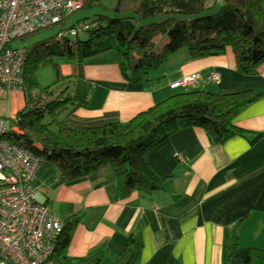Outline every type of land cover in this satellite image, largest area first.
<instances>
[{
	"label": "crops",
	"instance_id": "0c3cea01",
	"mask_svg": "<svg viewBox=\"0 0 264 264\" xmlns=\"http://www.w3.org/2000/svg\"><path fill=\"white\" fill-rule=\"evenodd\" d=\"M59 62L63 72L76 79V104L60 121L77 127L128 121L190 88L263 92L234 118L247 130L245 135L214 143L204 128L187 127L149 149L144 160L157 175L168 178L160 190H133L122 198L110 166L71 180L44 160L33 181L39 201L62 222L80 216L66 249L69 258L105 250L101 264H112L129 234L139 228L144 244L138 264H167L171 258L180 264H227L234 230L242 246L264 248V66L259 74L247 75L236 70L232 49L201 58L183 49L162 69L129 82L113 52ZM194 72L201 75L195 86H171ZM6 100L13 101L16 113L26 103L23 90L8 93L0 102L4 117Z\"/></svg>",
	"mask_w": 264,
	"mask_h": 264
},
{
	"label": "trees",
	"instance_id": "16d2710c",
	"mask_svg": "<svg viewBox=\"0 0 264 264\" xmlns=\"http://www.w3.org/2000/svg\"><path fill=\"white\" fill-rule=\"evenodd\" d=\"M94 6L104 5L100 0H85L82 8ZM68 17L19 38L27 39L43 29L60 27L52 43L24 44L26 103L11 121L21 132L5 135L18 146L55 163L66 178L78 179L110 166L122 198L133 190L153 192L163 189L168 178L157 175L144 155L174 132L202 127L214 143L246 134L247 130L237 126L234 118L263 92L249 89L219 93L190 88L128 121L95 127L65 124L60 119L76 104V79L63 72L59 58L83 61L113 52L119 56L123 77L129 82H139L183 49L191 57L201 58L222 54L231 47L237 71L259 74L264 66V0H117L112 14L96 13L91 22L78 20L64 31ZM79 23L86 27H79ZM73 30L75 34L71 33ZM84 31L89 34L80 39L78 36ZM46 66L53 67L56 78L43 86L37 71ZM79 220L80 216H73L62 222L51 259L58 264H101L105 250L81 258L66 255ZM143 244L141 228L131 232L124 251L112 264H138ZM167 264L180 262L171 258ZM227 264H264V248L242 246L234 230Z\"/></svg>",
	"mask_w": 264,
	"mask_h": 264
},
{
	"label": "built area",
	"instance_id": "2783aa9c",
	"mask_svg": "<svg viewBox=\"0 0 264 264\" xmlns=\"http://www.w3.org/2000/svg\"><path fill=\"white\" fill-rule=\"evenodd\" d=\"M85 0H0V102L22 91L27 48L14 45L22 35L60 22L81 9ZM79 27H86L79 23ZM76 30L71 33L75 34ZM199 72L171 83L195 86ZM211 77L217 78V73ZM20 133L0 114V264H58L51 259L62 221L40 202L34 178L44 158L13 143L5 135Z\"/></svg>",
	"mask_w": 264,
	"mask_h": 264
},
{
	"label": "rangeland",
	"instance_id": "374dc122",
	"mask_svg": "<svg viewBox=\"0 0 264 264\" xmlns=\"http://www.w3.org/2000/svg\"><path fill=\"white\" fill-rule=\"evenodd\" d=\"M101 3L105 6H94L91 8L88 7H84L81 8L77 11H75L74 13H72L71 15H69L65 26L63 27L64 31H67L68 27H70L72 24L76 23L78 20H84L87 19L89 22H91L94 18H95V14L96 13H106V14H112L113 13V9L116 6L117 0H100ZM66 28V29H65ZM60 31V27H51V28H46L43 29L39 32H36L32 37L27 38V39H18L16 41L13 42L14 45H20V44H25L27 46L37 42V41H49L50 43L55 41V37H57V33ZM88 32L84 31L81 32L79 34V38L80 39H85L88 36ZM52 48L55 47L54 44H51ZM228 49H232L231 47H229ZM186 50V49H184ZM56 59V58H55ZM32 61L33 59L30 61V66H32ZM161 66L160 68L162 69ZM158 70V69H157ZM156 71V70H152ZM37 77L39 82L43 85V86H47L49 84H51L55 78H56V74L55 71L53 69L52 66H46L43 67L41 69H39L37 71ZM5 104V110H4V115L6 116V120L7 123H9V125H12L11 121L14 120L15 116L17 115L15 109H13V101L11 100H6L4 102ZM12 106V108H11ZM15 125V124H13ZM54 128L57 127V125H53Z\"/></svg>",
	"mask_w": 264,
	"mask_h": 264
}]
</instances>
